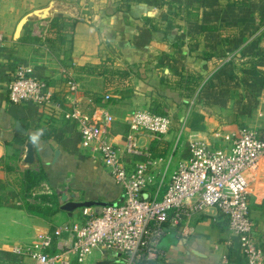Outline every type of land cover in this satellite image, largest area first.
Wrapping results in <instances>:
<instances>
[{
    "label": "crops",
    "instance_id": "crops-1",
    "mask_svg": "<svg viewBox=\"0 0 264 264\" xmlns=\"http://www.w3.org/2000/svg\"><path fill=\"white\" fill-rule=\"evenodd\" d=\"M59 15L67 23L61 41L51 27ZM0 38V264H38L28 248L48 239V251L56 252L73 240L60 225L81 221L84 208L63 210L65 201L50 210L38 195L65 189L68 201L124 198L100 154L82 146L78 124L65 117L75 100L98 123L113 117L109 137L121 150L134 112L172 116L168 134L139 135L157 161L150 197L167 192L192 140L225 149L242 127L264 135V0H0ZM20 65L47 82L49 102H11L8 84ZM95 69H103L100 77ZM28 143L32 165L25 163ZM122 156L130 164L143 160ZM26 170L45 175L31 191ZM247 179L255 239L264 250V160ZM161 247L165 264H246L239 236L216 207L168 225ZM73 264L122 263L119 254L97 250Z\"/></svg>",
    "mask_w": 264,
    "mask_h": 264
},
{
    "label": "built area",
    "instance_id": "built-area-1",
    "mask_svg": "<svg viewBox=\"0 0 264 264\" xmlns=\"http://www.w3.org/2000/svg\"><path fill=\"white\" fill-rule=\"evenodd\" d=\"M70 89L77 92L78 86L73 83ZM8 95L15 104L42 105L50 101L52 92L45 80L35 76L32 67L20 65L9 81ZM66 118L78 124L82 146L100 154L105 167L123 189L124 198L121 203L101 206L98 212L84 208L85 221L63 227L62 232L71 234L73 240L58 251H48L51 245L48 239L28 248L27 253L38 264H73L74 260L83 263L97 250L119 254L122 264H165L161 244L167 226L178 227L185 216L209 207L218 208L229 219L230 229L240 238L246 264H264V250L255 239L247 179V172L264 160V135L242 127L228 149L192 140L190 156L172 175L167 192L162 197L158 194L150 197L146 190L152 182L150 170L157 161L148 149L141 148L137 137L142 132L156 136L168 134L173 127L169 114L148 109L134 112L123 150L109 137L112 116L105 115L104 122L98 123L83 115L75 100ZM122 155L139 156L143 160L130 164Z\"/></svg>",
    "mask_w": 264,
    "mask_h": 264
},
{
    "label": "rangeland",
    "instance_id": "rangeland-1",
    "mask_svg": "<svg viewBox=\"0 0 264 264\" xmlns=\"http://www.w3.org/2000/svg\"><path fill=\"white\" fill-rule=\"evenodd\" d=\"M81 20H85V18L84 17H81L80 18ZM101 71L103 72V69L101 70V69H95V73L96 74H98V76L99 75H101L100 73H101ZM108 71L109 70H107V76H106V79H110L111 80V78H112V74H110V73H108ZM100 77V76H99ZM88 83H89V86L91 85V81H88ZM95 87L97 88V87H100V84L99 83H97V82H95ZM143 110H146V109H143ZM148 110H150V109H148ZM155 112L156 113H158V114H165V112H163V110L162 109H159V110H155ZM68 113V112H67ZM67 113H66V115H67ZM167 114V113H166ZM171 116V115H170ZM66 117V116H65ZM172 117V116H171ZM173 119V118H172ZM141 134V133H140ZM139 134V135H140ZM139 135H138V137H137V140L139 141ZM233 144V143H232ZM232 146V145H231ZM230 146V147H231ZM229 147V148H230ZM220 149H222V148H220ZM225 149H228V148H225ZM152 177V176H151ZM42 191H45V187H43L42 189H41ZM40 190V191H41ZM41 191V192H42ZM63 195H65L66 197H67V199L70 197V194H69V192L68 191H66L65 189H62L61 191H59V192H56V191H54V190H52V193L51 194H47V193H42V194H40V195H38L37 197H35V199H39L40 198V201L42 202V203H48V204H51L50 205V207H49V209L51 210V208L52 209H54V210H56V209H59L60 208V206H61V204H62V202H63ZM28 196V195H27ZM82 210H85V209H82ZM45 211V210H44ZM99 211V209L98 208H96L95 209V212H98ZM44 213V212H43ZM46 213V212H45ZM47 214H49V213H47ZM46 214V215H47ZM85 216V214L81 217V221L79 220V221H76V222H68V223H62L60 226H63L64 228H69V227H71L72 225H75V224H81L83 221H85V219H86V216Z\"/></svg>",
    "mask_w": 264,
    "mask_h": 264
},
{
    "label": "water",
    "instance_id": "water-1",
    "mask_svg": "<svg viewBox=\"0 0 264 264\" xmlns=\"http://www.w3.org/2000/svg\"><path fill=\"white\" fill-rule=\"evenodd\" d=\"M25 23V19H23L17 28V34H19L20 30L22 29ZM36 156L35 150L32 143H28L27 145V153L25 157V163L28 165H32L35 163ZM66 201V202H65ZM63 202L65 204L62 205V209L66 211H72L78 208H91L93 206H105L108 203L101 202V201H94V200H86V201H68L67 197L63 195Z\"/></svg>",
    "mask_w": 264,
    "mask_h": 264
},
{
    "label": "trees",
    "instance_id": "trees-1",
    "mask_svg": "<svg viewBox=\"0 0 264 264\" xmlns=\"http://www.w3.org/2000/svg\"><path fill=\"white\" fill-rule=\"evenodd\" d=\"M66 19L64 16L59 15L57 17H55L52 22H51V27L53 29H57V33H58V38L59 40H63L64 39V29L66 28ZM194 79L191 78V82L193 83ZM44 171L40 170V171H35V170H26L25 171V178H26V182L24 183V186H26V191H31V189L38 185L39 183H41V181L44 179Z\"/></svg>",
    "mask_w": 264,
    "mask_h": 264
}]
</instances>
